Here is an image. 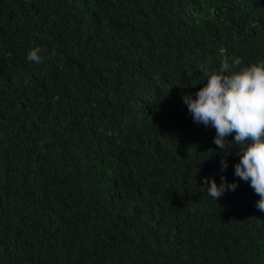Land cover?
Here are the masks:
<instances>
[{
  "label": "trees",
  "instance_id": "trees-1",
  "mask_svg": "<svg viewBox=\"0 0 264 264\" xmlns=\"http://www.w3.org/2000/svg\"><path fill=\"white\" fill-rule=\"evenodd\" d=\"M233 57L264 59V0H0V264H264L239 145L215 201L181 98Z\"/></svg>",
  "mask_w": 264,
  "mask_h": 264
},
{
  "label": "clouds",
  "instance_id": "clouds-1",
  "mask_svg": "<svg viewBox=\"0 0 264 264\" xmlns=\"http://www.w3.org/2000/svg\"><path fill=\"white\" fill-rule=\"evenodd\" d=\"M40 52L39 47L32 48L26 59L40 64ZM181 98L194 123L215 129L213 143L222 157L219 183L212 176L201 177L204 191L216 201L238 187L236 180L223 175L231 148L227 142L232 141L239 145L233 175L258 194L255 206L264 212V59L243 64L238 57L226 58L219 69L206 74L194 94L184 93Z\"/></svg>",
  "mask_w": 264,
  "mask_h": 264
}]
</instances>
